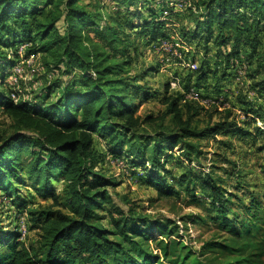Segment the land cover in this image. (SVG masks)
Segmentation results:
<instances>
[{
	"label": "trees",
	"instance_id": "obj_1",
	"mask_svg": "<svg viewBox=\"0 0 264 264\" xmlns=\"http://www.w3.org/2000/svg\"><path fill=\"white\" fill-rule=\"evenodd\" d=\"M104 1L0 0V114L11 120L14 130L0 136V193L42 232L37 245H28L18 227L10 229L0 221V264H159L161 256L170 258V264H199L183 244L176 222L117 208L110 188L119 184L102 167L109 158L122 162L140 184L162 192L175 149L189 161L198 159L202 153L194 140L232 129L225 124L193 126L192 104L182 106L184 96L171 94L170 82L162 96L165 115L139 116L138 106L160 95L155 90L151 94L152 88L143 83L160 66L136 75L131 70L142 48L154 50L179 40L191 48L184 62L197 64L196 70L175 77L183 89L210 92L214 82L221 92L222 82L245 60L237 52L243 49L250 53L249 65L256 67L252 72H262L255 90L264 94V0H110L113 7ZM185 18L191 21L181 24ZM229 42L235 50L225 56L222 49ZM202 46L204 66L198 64ZM211 59H218L215 67L208 64ZM32 65L40 67L32 76L39 87L27 92L14 70L23 67L24 77V68ZM185 108L191 114L187 119ZM57 181L64 183L61 191L53 186ZM200 182L211 195L210 207L217 215L212 221L237 237L249 234V225L235 228L241 216L218 179L207 176ZM20 186L51 204L28 208L31 202L20 198ZM253 202L248 215L259 209ZM152 242L161 254L151 252ZM214 248L211 242L203 247ZM249 248L246 258L226 264H262V250L254 253L258 246L251 243L242 249Z\"/></svg>",
	"mask_w": 264,
	"mask_h": 264
},
{
	"label": "rangeland",
	"instance_id": "obj_2",
	"mask_svg": "<svg viewBox=\"0 0 264 264\" xmlns=\"http://www.w3.org/2000/svg\"><path fill=\"white\" fill-rule=\"evenodd\" d=\"M104 2L108 6H115L110 0ZM189 21L191 20L185 18L181 20V24ZM174 28L178 35L180 27ZM212 40H210V47L215 48L216 45ZM176 43L179 44L167 43L169 47L167 54L178 52L182 60L179 59L177 62L169 59L161 46L153 47L154 50L151 47L141 49L142 56L138 64L133 66L131 73L136 75L152 65H159V73L149 75L147 81L143 83L147 82L152 88L151 94L155 90L159 91L160 95L151 97L143 102L142 106H138L139 116L163 117L167 110L162 98L165 85L177 75L184 76L190 70L187 69L188 62H184V59L191 48L182 45L179 40ZM233 45V42H229L227 47H223L222 54L225 56L232 54L235 50ZM261 47L264 52V38ZM203 49L202 46V51L198 54V64L201 66H204L203 62L206 61ZM237 52L245 59L244 63L240 64L238 61L239 68L231 72L233 76L230 79L222 82L224 89L221 92L216 88L218 84L214 82L210 92L205 88H202L203 91L195 88H193L195 91L191 89L181 91L178 87L170 91L171 94L184 96V99L180 101L182 106L185 103L192 104L193 112H195L192 119L193 126L204 129L207 126L225 124L227 129L230 125L232 129L216 137L209 136L194 140L193 142L200 146L202 153L198 159L189 161L180 148L175 149L165 168V171L169 172V177L164 183L165 191L159 192L155 186L140 184L122 162L112 161L113 159L109 158L111 161L102 167L105 175L119 184L117 187L110 188L114 205L125 212L133 209L136 216L150 217L166 223L176 222L180 228L179 235L184 236L183 244L191 250V256L199 258V264H226L234 262L241 256L246 258L252 249L244 251L242 248L248 243L258 246V250L254 253L262 250L261 260L264 264V94L255 90V84L263 80V75L262 72L259 74L252 72L256 67L252 68L247 61L246 55L250 56L249 52L243 49ZM262 54L264 57V53ZM218 62V59H211L208 64L215 67ZM31 63L28 64L31 65ZM39 69L38 65L24 68L26 75L21 77L20 87L26 88L27 92L37 91L39 85L33 83L36 79L32 76L33 72ZM40 74L42 78L45 72L41 71ZM11 80L10 77L9 81ZM192 92L196 95L190 96ZM190 115L186 113L185 108V119ZM170 123L171 117H167L164 125L168 126ZM144 128L149 133L154 132V128L148 125H144ZM13 131L11 120L0 114V136L7 137ZM207 176L218 179V183L227 192L226 197L231 200V206L240 214V221L235 228L242 229L249 225L251 227L249 234L237 237L233 234L235 232L230 233L226 227H220L212 221V218L217 215L210 207L211 195L200 182V179H205ZM23 178H27L26 175ZM179 181L184 183L180 184ZM63 184L61 181L53 182V186L58 191H61ZM18 190H20L18 191L20 198L31 202L28 208L51 204V200L35 196L33 190L28 187L20 186ZM167 190L171 193H166ZM253 200L259 203V209L248 215L246 209L254 203ZM98 214L106 216L102 211ZM0 221L4 227H10V229L18 227L20 232L26 231L24 240L28 245L39 243L42 234L40 227L33 224L27 213L19 214L15 206L9 202L7 195L1 193ZM104 224L107 225V221ZM177 236L173 240H178ZM209 242L214 244L215 248L204 250L203 247ZM151 252L155 255L161 254L156 242L151 243ZM161 258L159 264H170V258H163V256Z\"/></svg>",
	"mask_w": 264,
	"mask_h": 264
},
{
	"label": "built area",
	"instance_id": "obj_3",
	"mask_svg": "<svg viewBox=\"0 0 264 264\" xmlns=\"http://www.w3.org/2000/svg\"><path fill=\"white\" fill-rule=\"evenodd\" d=\"M181 3H183V2H181ZM181 3L176 5L178 9H181V8L183 7V6L181 5ZM167 15H168V13H166V16H167ZM176 44H179V43H176ZM180 45H181V44H180ZM161 47H162V49L164 50V52H166L165 55L168 56L169 59H170V58H172V59L177 58V60H179V59H180V61L182 60V56H181L180 54H178V52H176V51H174L173 53H171V55L167 54V52H168V48H169L168 45H167V42H163L162 45H161ZM186 67H187V69H190V70H196V69H197V64L188 63V64L186 65ZM14 71H15V73H16L18 76H20V77L23 76V67L18 66ZM11 81L14 82V84L17 83V80H16L15 78L12 79ZM170 86H171V89H172V90H176L177 87H178L179 90H181V91L184 90L183 87H182V85H181V82H180V80H179L178 78H173V79L170 81ZM191 90H192V91H195L194 89H191ZM181 91H180V92H181ZM195 95H196V94H194L193 92L190 94V96H195ZM14 99H16L15 96H14ZM20 233H21V235H22V238L24 239V238H25V235H26V231H24V232H20Z\"/></svg>",
	"mask_w": 264,
	"mask_h": 264
}]
</instances>
